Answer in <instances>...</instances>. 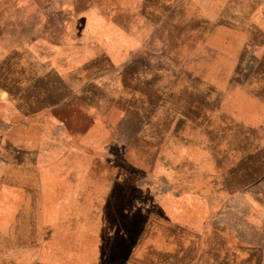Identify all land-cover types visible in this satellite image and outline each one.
Segmentation results:
<instances>
[{
  "label": "rangeland",
  "instance_id": "rangeland-1",
  "mask_svg": "<svg viewBox=\"0 0 264 264\" xmlns=\"http://www.w3.org/2000/svg\"><path fill=\"white\" fill-rule=\"evenodd\" d=\"M0 264H264V0H0Z\"/></svg>",
  "mask_w": 264,
  "mask_h": 264
}]
</instances>
